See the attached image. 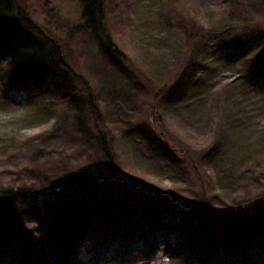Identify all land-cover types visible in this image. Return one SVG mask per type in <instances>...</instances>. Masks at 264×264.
<instances>
[{
	"label": "rangeland",
	"instance_id": "374dc122",
	"mask_svg": "<svg viewBox=\"0 0 264 264\" xmlns=\"http://www.w3.org/2000/svg\"><path fill=\"white\" fill-rule=\"evenodd\" d=\"M240 3L108 0L111 49L77 0H13L100 115L0 61V192L36 193L0 211V264H264V0ZM80 205L60 259L39 221Z\"/></svg>",
	"mask_w": 264,
	"mask_h": 264
},
{
	"label": "trees",
	"instance_id": "16d2710c",
	"mask_svg": "<svg viewBox=\"0 0 264 264\" xmlns=\"http://www.w3.org/2000/svg\"><path fill=\"white\" fill-rule=\"evenodd\" d=\"M82 5V19L85 29H87L94 38H97L105 45H111L112 35L109 26L107 25L106 8L108 0H77ZM234 7L231 9L235 12L240 9V0H233ZM236 6V7H235ZM23 21L22 24H16L15 9L13 0H0V61L9 60V66L13 71L16 81L19 84L29 85L34 79L40 77L42 70L46 69L44 66L51 63L52 72L58 81L61 83V96L70 100L75 107L76 112L93 116L95 114V122H91L86 118L82 122L85 130L93 131L97 125V115H100V109L94 97L85 95L81 89H74L73 85V70L70 65L64 67H56L59 60L66 61V56L63 53L61 45H51L52 42L48 38L36 34L28 23ZM109 29V30H108ZM49 42V43H48ZM107 47V45H105ZM49 73V72H48ZM104 147L107 158L111 161L115 160L117 150L113 143L115 137L111 140L106 139L103 132L102 137H95ZM19 194L25 201H28V196L35 195L33 191L25 193H17L12 191L0 192V211L6 208V204L14 195ZM36 201L40 202L37 199ZM33 202V201H32ZM40 204V203H39ZM37 204V205H39ZM87 212L85 205L75 207L71 210H61L56 213L49 212L45 214L42 220L39 221V232L47 238H50L60 251V259L64 258L66 251V244L69 240L74 239L81 230L80 218ZM21 230L15 228L12 234L20 235ZM104 240V239H101ZM93 245L96 246L95 238L91 239ZM99 246V245H98ZM2 243L0 242V251L2 250Z\"/></svg>",
	"mask_w": 264,
	"mask_h": 264
}]
</instances>
